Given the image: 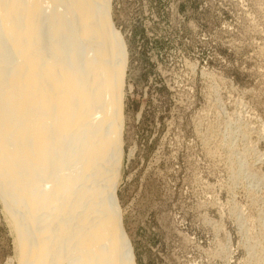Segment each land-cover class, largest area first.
<instances>
[{
    "label": "rangeland",
    "instance_id": "rangeland-1",
    "mask_svg": "<svg viewBox=\"0 0 264 264\" xmlns=\"http://www.w3.org/2000/svg\"><path fill=\"white\" fill-rule=\"evenodd\" d=\"M109 17L133 263L264 264V0H110ZM4 207L0 264H18Z\"/></svg>",
    "mask_w": 264,
    "mask_h": 264
},
{
    "label": "bare ground",
    "instance_id": "bare-ground-1",
    "mask_svg": "<svg viewBox=\"0 0 264 264\" xmlns=\"http://www.w3.org/2000/svg\"><path fill=\"white\" fill-rule=\"evenodd\" d=\"M109 13L0 0V198L18 264H134L112 208L123 72Z\"/></svg>",
    "mask_w": 264,
    "mask_h": 264
}]
</instances>
